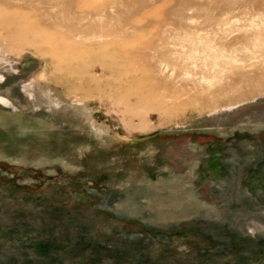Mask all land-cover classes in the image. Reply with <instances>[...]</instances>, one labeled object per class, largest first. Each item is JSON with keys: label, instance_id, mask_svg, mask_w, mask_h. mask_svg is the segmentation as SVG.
<instances>
[{"label": "rangeland", "instance_id": "1", "mask_svg": "<svg viewBox=\"0 0 264 264\" xmlns=\"http://www.w3.org/2000/svg\"><path fill=\"white\" fill-rule=\"evenodd\" d=\"M5 22L29 32L0 30V264H264V0H0Z\"/></svg>", "mask_w": 264, "mask_h": 264}, {"label": "bare ground", "instance_id": "2", "mask_svg": "<svg viewBox=\"0 0 264 264\" xmlns=\"http://www.w3.org/2000/svg\"><path fill=\"white\" fill-rule=\"evenodd\" d=\"M11 26H13L12 29H11ZM0 28H1L0 30L2 32L5 31V34L8 35V37L11 38V39L15 38L16 40L19 39V40H21L23 42L27 40V34H28L29 31H28V29L26 27L24 28L22 26V24L19 25V24H16L15 22H5L4 24L1 25ZM85 39H88V38H85ZM16 40H14V41H16ZM19 43H20L19 46L21 47V42H19ZM28 43H29L30 46L33 45V44H30V42H28ZM23 44L25 45V43H23ZM30 46H29V48H30ZM50 47H51L50 54L55 53L56 55L54 54L55 55L54 58H56V56H57L58 59H59V62L57 64L55 63V65H52L51 62H49L50 66H54V69L63 70L65 65L78 64L77 61H80L81 58H82L81 55H82L83 51H79V50L77 51L75 46H73L72 44H65V43H60L59 44V43H56L55 46L53 45V46H50ZM19 50H20V48H19ZM126 58H129V57H126ZM134 59H136V58H134ZM132 61H134V60H132ZM55 62H56V60H55ZM135 71H133V73L135 74V75H133L135 81L134 80L133 81L132 80L129 81L127 79H126V81L132 82L133 84H135L136 87H138V86L141 87V85L143 84L144 80H142L141 77H140L141 79H139V77L136 76ZM103 72L109 73L108 79L105 80V85H104L105 89L111 90L112 88L113 89L117 88L118 87L117 82L111 79L112 78L111 76H113L112 75L113 71L110 69V67H107V68L104 67L103 68ZM71 76H73L72 79L69 77L71 80L69 78H66L67 79L66 81L67 82L69 81V82H71L73 84L72 88H76V87L80 88L79 86H77V83H78L77 80H79V83L85 84V85H87L89 87L94 86L96 88H99L100 87L99 86L100 83L103 81V80H100V79L92 78V77L88 76L86 72H83V71H81V72H79V73H77L75 75L71 74ZM123 76L129 77V76H131V74H129V73L125 74V75L123 74ZM82 89H83V87H82ZM69 91L71 92V94L74 93L73 89H69ZM152 91H153V89L152 90L149 89V91L147 92L148 96H149L150 93H154ZM73 95L75 96V94H73ZM153 96L154 95L152 94V97ZM142 100H143V95L137 96L134 105H139ZM122 102H124V105H128L129 104L128 102H126V99L122 100Z\"/></svg>", "mask_w": 264, "mask_h": 264}]
</instances>
